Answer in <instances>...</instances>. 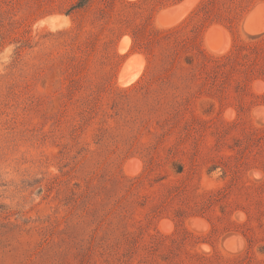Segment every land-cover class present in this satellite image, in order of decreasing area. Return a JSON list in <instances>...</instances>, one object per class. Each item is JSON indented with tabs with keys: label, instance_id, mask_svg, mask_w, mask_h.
<instances>
[{
	"label": "rangeland",
	"instance_id": "1",
	"mask_svg": "<svg viewBox=\"0 0 264 264\" xmlns=\"http://www.w3.org/2000/svg\"><path fill=\"white\" fill-rule=\"evenodd\" d=\"M75 2L0 0V264H264V0ZM136 26L233 67L153 113Z\"/></svg>",
	"mask_w": 264,
	"mask_h": 264
},
{
	"label": "trees",
	"instance_id": "2",
	"mask_svg": "<svg viewBox=\"0 0 264 264\" xmlns=\"http://www.w3.org/2000/svg\"><path fill=\"white\" fill-rule=\"evenodd\" d=\"M90 0H76V2L71 6V9L74 8H83L85 7ZM101 12H104L102 9ZM175 28H170L167 30H151L145 31L142 28L135 27L132 30V39L134 44L141 45L143 50L147 52L148 63L152 61V57L155 56L154 47L161 44L163 51L159 57V63L157 65V72L160 75V82L158 88L154 91V97L152 100L151 111L154 113L162 104L169 103L170 106H174L172 109L175 110V114L180 111V107L189 100L193 92V88H197L198 91L210 90L212 89L217 82L218 74H226L224 68L227 64L230 65L233 63V58L231 55L225 56L223 59H215L211 62L213 63L207 69L210 63V59L206 57L202 52L199 51L200 57L196 58V62L193 63L192 58L185 56L184 64L179 60L181 49L184 48L182 40H176L172 38ZM76 49H79L81 52H85V47L83 43H78ZM227 62H223V60ZM83 59L80 55H77L75 52L72 53L67 59L65 64H67L68 69H71L73 72H77L81 65ZM254 63H252L253 65ZM251 66V65H250ZM231 67H233L231 65ZM253 68L247 67L244 69V72L250 73ZM264 70V68H263ZM201 73L205 74V77L200 76ZM202 77V81H200ZM186 90L188 96L181 97L179 91ZM173 91V92H171ZM162 101V102H161ZM89 103V101H87ZM76 128L73 127L72 130Z\"/></svg>",
	"mask_w": 264,
	"mask_h": 264
},
{
	"label": "bare ground",
	"instance_id": "3",
	"mask_svg": "<svg viewBox=\"0 0 264 264\" xmlns=\"http://www.w3.org/2000/svg\"><path fill=\"white\" fill-rule=\"evenodd\" d=\"M136 76V75H135ZM134 75H129V74H121L120 75V82H121V84H128V83H130V82H132L133 81V79H135L134 77H135Z\"/></svg>",
	"mask_w": 264,
	"mask_h": 264
}]
</instances>
